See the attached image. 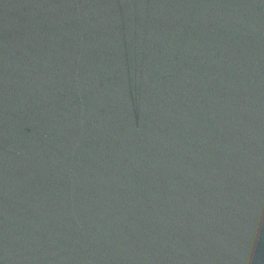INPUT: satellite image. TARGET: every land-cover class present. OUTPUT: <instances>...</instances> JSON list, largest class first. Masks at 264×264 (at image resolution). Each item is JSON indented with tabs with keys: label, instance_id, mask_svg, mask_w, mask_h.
Wrapping results in <instances>:
<instances>
[{
	"label": "water",
	"instance_id": "water-1",
	"mask_svg": "<svg viewBox=\"0 0 264 264\" xmlns=\"http://www.w3.org/2000/svg\"><path fill=\"white\" fill-rule=\"evenodd\" d=\"M0 264H264V0H0Z\"/></svg>",
	"mask_w": 264,
	"mask_h": 264
}]
</instances>
